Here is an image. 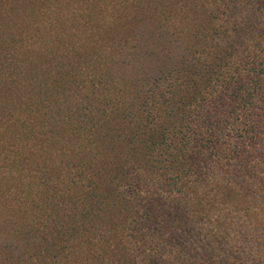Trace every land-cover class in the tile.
Wrapping results in <instances>:
<instances>
[{
    "label": "trees",
    "instance_id": "trees-1",
    "mask_svg": "<svg viewBox=\"0 0 264 264\" xmlns=\"http://www.w3.org/2000/svg\"><path fill=\"white\" fill-rule=\"evenodd\" d=\"M0 264H264V0H0Z\"/></svg>",
    "mask_w": 264,
    "mask_h": 264
}]
</instances>
